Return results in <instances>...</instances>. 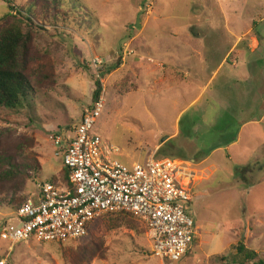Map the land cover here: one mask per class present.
Returning <instances> with one entry per match:
<instances>
[{"label":"rangeland","instance_id":"374dc122","mask_svg":"<svg viewBox=\"0 0 264 264\" xmlns=\"http://www.w3.org/2000/svg\"><path fill=\"white\" fill-rule=\"evenodd\" d=\"M11 1L18 6L27 2ZM79 4L84 6L81 14H88L87 22L77 17L68 24L48 25L38 35L39 46L48 53L37 63L49 78L41 85L37 110L9 117L0 110V160L2 155L9 160L1 162L3 168L24 166L35 157L41 160V171L17 187L28 198L39 183L57 175L63 165L55 156L52 136L72 135L84 108L93 102L99 79L106 89L105 103L93 132L119 149L120 160L133 163L155 153L157 159L193 164L197 235L188 254L170 262L154 256L143 221L132 218L113 226L108 218H98L84 238L65 243L26 239L12 251L0 232V260L241 264L229 261L232 246L241 241L264 259V148L249 135L264 134V119L262 127L247 126L238 135L245 123L264 116V0H79ZM8 11L9 3L0 0V24ZM126 49L134 53L123 58ZM178 50L198 51L191 81L184 87H177L174 79L153 81L166 71L160 63L167 57L164 52ZM207 53L209 65L197 71ZM94 56L104 61L100 78L91 65ZM179 90L185 91L183 96ZM235 140L239 144L232 145ZM10 183L0 178L6 198L13 195ZM5 223H17L7 203L0 207V229Z\"/></svg>","mask_w":264,"mask_h":264},{"label":"built area","instance_id":"2783aa9c","mask_svg":"<svg viewBox=\"0 0 264 264\" xmlns=\"http://www.w3.org/2000/svg\"><path fill=\"white\" fill-rule=\"evenodd\" d=\"M126 49L123 58L133 54ZM91 65L104 67L100 56ZM103 86V84H102ZM105 86L100 97L84 108L72 135H55V156L70 169V183H39L34 193L16 213L17 223L0 229L14 245L22 240L71 242L84 238L90 224L108 213L128 211L138 216L153 241L155 257L180 261L192 248L197 235L193 217V164L170 158L157 159L155 153L142 161L120 160L119 149L111 146L93 128L102 114ZM8 264V259L0 260Z\"/></svg>","mask_w":264,"mask_h":264},{"label":"trees","instance_id":"16d2710c","mask_svg":"<svg viewBox=\"0 0 264 264\" xmlns=\"http://www.w3.org/2000/svg\"><path fill=\"white\" fill-rule=\"evenodd\" d=\"M6 1L9 3L8 15L2 18L0 24V110L9 117L11 113L24 112L27 109H30L27 114L33 113L37 110L38 100L42 101L41 97L38 98V93H43L41 85L49 78V74L42 73L40 64L37 63L43 54L48 53L42 51L38 44L40 32L46 31L48 25L57 26L61 22L68 24L77 17L87 22L88 14L86 12L81 14L84 6L79 4V0H27L25 4L19 6L13 4L11 0ZM102 89L101 82L99 79L96 80L93 102L100 97ZM5 161H9L8 157L2 155L0 178L5 177L7 181H11L8 189H13V195L6 198L8 192H5L2 186L0 207L7 203L13 211H17L29 199L22 193L24 189L18 190L17 187L25 183V180L36 176L34 173L41 171V160L35 157L24 166L15 162L14 167L3 168L1 162ZM50 181L69 184V167L63 164L61 171ZM99 218H108L113 226L121 224L123 220L132 222V218L141 220L128 211L108 213ZM229 258L233 263L264 264V259L258 258V253L248 248L244 241L232 246Z\"/></svg>","mask_w":264,"mask_h":264},{"label":"crops","instance_id":"0c3cea01","mask_svg":"<svg viewBox=\"0 0 264 264\" xmlns=\"http://www.w3.org/2000/svg\"><path fill=\"white\" fill-rule=\"evenodd\" d=\"M257 45H258V41H257ZM197 52L198 51H179V50L178 51H165L164 54L167 57L165 59H162L160 63L162 64L161 66L163 68H165L166 71H165L164 75L161 78L153 79V81H160V80H163L165 78H166V80L174 79L173 81L175 82V85L177 87H184L192 79V77H191V71L193 69L192 61H193V57L196 56ZM251 53H256V51H251ZM233 55L234 54L232 53L230 55V58H232V57L234 58L235 56H233ZM139 58H140V60H139L140 65L142 66V62L141 61L143 60V56H139ZM230 58H228L227 62L230 61ZM209 59H210V57H209V54L207 53L206 59L199 64V66L201 65V67L196 65V67L198 68L197 71H199V70L202 71L203 69H205V67L209 65ZM238 59L239 58L237 56L235 62L232 63V64L230 62L229 64H231L234 68H237V66H238L237 60ZM224 64H225V60H223L221 62V64L219 65L218 69L222 68L224 66ZM145 69H143V71L147 72L148 69H146V70ZM166 74L169 75L168 76L169 78L166 77ZM170 75H171V78H170ZM259 90L260 89L258 88V90H256L254 92V94L258 96L259 95ZM184 93H185L184 90L183 91H180V90L178 91V94L180 96H183ZM263 117L262 118H258L257 120H250L247 123H245L242 126V128H241V130H240L238 135L241 136L243 130L247 126L255 125V126H258V127H262L263 119H264ZM249 135H251L255 139L257 138L258 140H260L261 141V145H262L261 149H262V147L264 148V134L262 132H260V133L251 132ZM239 140H240V138H239ZM239 140H237V141L235 140L232 143V145L239 144ZM221 148L222 147L219 146V147L215 148L214 150H212V152H214L215 150H220ZM61 164L63 165L62 161H61Z\"/></svg>","mask_w":264,"mask_h":264},{"label":"bare ground","instance_id":"6f19581e","mask_svg":"<svg viewBox=\"0 0 264 264\" xmlns=\"http://www.w3.org/2000/svg\"><path fill=\"white\" fill-rule=\"evenodd\" d=\"M60 180V179H59Z\"/></svg>","mask_w":264,"mask_h":264}]
</instances>
